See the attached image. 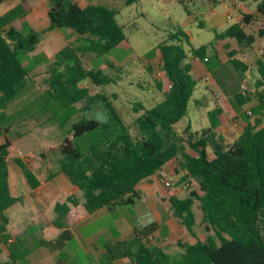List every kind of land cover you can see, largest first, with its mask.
Listing matches in <instances>:
<instances>
[{"label": "trees", "instance_id": "trees-1", "mask_svg": "<svg viewBox=\"0 0 264 264\" xmlns=\"http://www.w3.org/2000/svg\"><path fill=\"white\" fill-rule=\"evenodd\" d=\"M140 1L126 0V6ZM249 2H257L255 12L249 10ZM233 7L237 10L236 22L217 34L212 45L191 47L188 51L189 35L179 28L157 46L170 88L165 99L151 108L141 100L134 102L138 137L132 135L113 100L103 93H92L83 84L117 85L122 79L119 72L108 74L82 60L86 54L102 57L127 40L117 21V8L95 4L82 8L75 0H50V8H54L49 11L50 25L40 31L29 25L22 2L0 16V122L31 80L37 64L26 62L29 54L47 32L55 29H72L77 35L75 41L53 56L48 87L42 96L46 103L58 101L67 110L68 116L59 125L64 128V123L80 110L103 105L108 113L105 120L82 117L73 123L70 137L57 148L60 158L56 173L64 174L82 193V199L67 192L64 202L55 204L52 223L57 238L43 245L63 247L73 237L71 224L75 218L93 215L103 208L133 204L130 196L135 194L136 186L159 172L167 162L176 160L179 170L185 172L179 183L193 179L199 188L190 190L184 199L170 197L171 215L195 237L193 208L199 202L205 240L194 244L179 240L176 246L181 252L170 253L167 246L145 242L154 226L142 232L134 228L133 238L110 242L104 247V264L122 259L133 264H264V59L256 60L257 78L253 89L246 90L243 86L250 66L239 58L256 42L255 36L246 30L258 19L264 20V0H237ZM259 36L264 37L263 30ZM226 40L229 42L223 47L227 60H223L215 44ZM230 43L239 45L240 50L231 49ZM189 53L206 66L244 122L241 134L232 143L217 133L224 120L220 106L208 111L207 127L195 132L186 129L187 138L175 129L187 115L197 86L192 65L187 62ZM155 86L163 89L161 82ZM138 87L148 89L140 83ZM80 102L85 105L75 109ZM253 102L256 105L248 114L244 107ZM200 104L196 100V105ZM9 132L10 128L0 127L5 138L0 144V246L9 223L5 212L20 202L10 190L9 163L21 169L32 190L41 184L37 177L41 171L30 170L23 159L12 153ZM41 157L45 158V154Z\"/></svg>", "mask_w": 264, "mask_h": 264}, {"label": "rangeland", "instance_id": "rangeland-1", "mask_svg": "<svg viewBox=\"0 0 264 264\" xmlns=\"http://www.w3.org/2000/svg\"><path fill=\"white\" fill-rule=\"evenodd\" d=\"M216 1L217 3L212 0H141L132 6L118 3L116 5L119 10L117 21L123 27L127 40L102 57H94L91 54L82 57L84 63H88L93 67H100L105 73H120L122 79L117 85L95 87L89 82L83 84H87L92 93H103L113 100L114 105L130 126L133 136H139L134 123L137 114L132 110L134 102L141 100L148 108H151L156 103L163 101L169 91V82L157 46L167 40L168 36L175 33L179 28L189 35L190 45H186L188 51L191 50V47L198 48L202 45H212L215 43L217 34L224 33L228 27L236 22L237 10L233 7V4L237 0ZM256 7L257 2L248 3L251 12H255ZM260 30L264 31V20L262 19H258L246 30L247 33L256 37L253 49L248 51L249 54L253 52V66L257 59H264V37L259 36ZM227 42L229 41H218L215 44L223 60H227L226 51L223 47ZM230 45L231 48H239V45L235 43H230ZM152 50H155L153 55L148 57L147 54ZM260 51H263V55L259 54ZM53 61L52 58L48 64L38 70L35 73L36 76H34V73L32 74V79L29 81L27 88L9 105V109L6 111L7 117L0 122V127L10 128L8 135L14 140L12 153L17 152L26 159L29 158L30 153L36 152V156H40V158H42L41 154L44 153L45 158L48 160L45 166L55 172L59 167L58 158H60L57 148L65 138L70 137L71 125L82 117L89 119L95 117L105 120L108 113L103 105L93 110H80L73 114L62 128L59 124L63 123L65 117L68 116L67 110L58 101L53 100L46 103L42 97L48 87L46 75H48ZM187 62L194 66L193 72H195L197 86L193 98L188 104L187 115L180 121V126L175 128L178 134L184 136V138H187V135H184L186 129L195 132L207 126V113L215 107L214 100L216 97L221 98L220 104L225 106L224 95L213 78H211V81L205 80V76L210 74L207 71L203 74L197 71L196 66H203L202 62L197 60L191 53H189ZM248 75L254 76L255 70L250 71ZM254 81L246 80L244 89L252 90ZM157 82L162 83V90L155 86ZM139 83L148 89L142 90L138 87ZM212 88H216L218 91L211 92ZM113 96H115V99H113ZM196 100L201 102L199 106L196 105ZM84 105V102L77 103L75 109H80ZM46 109H49V111ZM250 109L248 107L247 110ZM21 136H24L23 140L17 139ZM26 140H28L27 146L23 144ZM51 147L57 151H53ZM48 176V172L42 173L44 179ZM68 184L71 186L69 190L63 187L61 190L65 192L74 191L82 199V193L73 187L70 182ZM179 185V182L173 185L171 183V188ZM122 210L126 215V210L129 214L133 213L131 206L123 207ZM194 210L198 222L201 224L202 214L199 202L195 204ZM160 211L162 212L161 208ZM116 216L120 215L117 214ZM51 221L52 204L43 211L40 221L16 224L19 228H27L28 230L25 229L26 231L22 233L24 239L12 246V249L41 250L46 255V264H50L51 259L55 258V252L58 259L65 264H99L96 255H90L85 251L84 240L79 235L73 236L59 249L43 245V242H54L57 238V233L51 231V229L55 230ZM107 224L113 230L112 219L108 220ZM100 225H102L100 222H96L92 226L84 228L82 234L86 237L92 233L90 231L100 228ZM200 227L202 228L201 225ZM163 232L165 233V227H163ZM8 238L7 231L3 241L7 242ZM202 238L205 239V233ZM103 242L104 240L101 238L98 243L102 245ZM160 242L161 239L156 241L157 244ZM152 244L155 245V243ZM170 250L174 252L172 249Z\"/></svg>", "mask_w": 264, "mask_h": 264}, {"label": "crops", "instance_id": "crops-1", "mask_svg": "<svg viewBox=\"0 0 264 264\" xmlns=\"http://www.w3.org/2000/svg\"><path fill=\"white\" fill-rule=\"evenodd\" d=\"M75 1L82 8L86 7L88 4L104 5L114 8H116V5L118 3L121 5H126V0ZM20 2L23 3L24 8L27 10L28 23L34 30L40 31L50 25V0H7L3 3H0V16L5 14L7 11H9L11 8H13ZM76 38L77 35L72 29H55L47 32L44 35L43 39L40 41V43L37 45L35 51L33 53H30L27 58V62L30 65L37 64L32 74L34 73V76H36L35 73L41 68H43L46 64H48L49 61L59 50L65 47L69 42L75 41ZM231 49L240 50V47H232ZM252 49L253 47L245 49L243 51V54L239 55V58L250 66L248 73H250V71H252L253 69L255 70V75H246L244 82L248 79L249 81H253L257 78V69L255 63L254 66L252 65L253 52H251L250 54L248 53V51ZM91 55L95 57L94 54ZM45 57L46 59H44ZM220 57L222 58L221 53ZM193 67L194 66H192V72ZM196 69L200 74H203L205 71L208 72L204 64L203 66H196ZM194 73L195 72H193V74ZM48 76L49 74L46 75L47 78ZM35 79L36 77L34 78V80ZM216 91H218L216 90V88H212L211 90V92ZM221 101L222 99L218 97H216V99L214 100V105L220 106L223 109L224 119L220 127L217 129V133L223 136L229 143H232L241 134L244 127V122L233 110L225 95L223 98L225 106L220 104ZM255 105L256 102H253L245 106L244 110L248 113L249 111H251V109L247 110L248 107L252 108ZM179 126L180 122L175 126V128ZM23 137L21 136L17 139L23 140ZM9 138L11 140L12 150L14 140L11 138V136H9ZM4 141V135L0 134V144L4 143ZM23 144L27 146L28 140L24 141ZM16 154L21 159H23L24 162L27 163L30 170H39L42 173L48 172L49 176L44 179L42 177V173L40 172L37 177L41 181V184L35 190H32L21 169L13 162L9 163L10 190L14 197L20 198V202L14 204L5 212L6 217L9 219V223L7 225L9 238L7 239V242L2 241V244L0 246V264H46V255L41 250L35 251L29 248L26 249V251L25 249L20 248L12 249V246L24 239L22 233L26 231L25 229H27H21L16 224L40 221L41 217L43 216V211L46 210L50 204H52L51 222H53V219L55 217L54 206L57 202H64V195L67 193L65 191H62L61 188L63 187L69 190L71 186L70 184H68L69 180L64 174H57V170L55 172H52L51 168L45 166L48 160L46 158L42 159L40 158V156L37 157L36 152L30 153L29 158L27 159L21 156V154H18L17 152ZM177 170H179L177 161L171 160L167 162L159 172L142 180L136 186L135 194L130 196L133 197L134 201V203L131 205L103 208L93 215L85 216L82 218H75L71 226L73 236L79 235V237L83 238V246L85 251L90 255H96L98 257L99 264H104V247L110 242L133 238L134 228H136L138 232H142L144 231V229L150 226H154L150 233H148V236H153L154 243L156 246H167L169 248L170 253H173L170 249H172L174 253L181 252V249L176 246V243L179 240H182L183 242L188 244H194L197 242V240L204 241L205 239H203L202 236H204L205 231L203 232L202 228L200 227V222H198L194 208L193 211L196 215V226L194 227L195 237H193L188 232L184 225H182L177 219H175L171 215L169 201L170 197L176 196L180 199H184L188 196L190 190L197 191L199 188L198 182L193 179H191L189 183L186 184L180 183V185L175 188L165 187L162 182L163 180L170 181L172 185L181 180V177L185 174V172L181 170L177 172ZM68 192H73L77 194L74 191ZM127 206L132 207V214H129L128 210H126L127 215L124 214L122 209L123 207ZM160 208L162 209V212L160 211ZM117 214L120 216H116ZM111 219L113 223V230H111V228L107 224L108 220L110 221ZM96 222H100V224H102L100 225V228L94 231H90L92 233L84 237V235L82 234L83 229L92 226ZM67 226H69V221L67 223ZM163 227H165V233L163 232ZM51 231H54L58 234L56 229H51ZM101 238H103L104 240L102 245L98 243ZM158 239H161V242L157 244L156 241ZM9 240H11V242H9ZM54 255L55 258L51 259L50 264H65L60 259H58L56 252ZM12 258L16 259V261H14ZM110 264L133 263L128 259H122L116 260Z\"/></svg>", "mask_w": 264, "mask_h": 264}, {"label": "built area", "instance_id": "built-area-1", "mask_svg": "<svg viewBox=\"0 0 264 264\" xmlns=\"http://www.w3.org/2000/svg\"><path fill=\"white\" fill-rule=\"evenodd\" d=\"M231 17V16H230ZM229 17V18H230ZM259 54L260 55H263V51H260L259 52ZM196 59L197 60H200L198 57H196ZM205 60H207V59H205ZM201 61V60H200ZM212 77L210 76V75H206L205 76V80H207V81H211L212 79H211ZM244 87V86H243ZM169 88H170V85H169ZM249 114H251V111H249L248 112ZM163 182V184L165 185V187H167V188H170L171 187V182L170 181H165V180H163L162 181ZM9 242H11V240H9ZM145 242L146 243H154V238H153V236H148L146 239H145Z\"/></svg>", "mask_w": 264, "mask_h": 264}, {"label": "water", "instance_id": "water-1", "mask_svg": "<svg viewBox=\"0 0 264 264\" xmlns=\"http://www.w3.org/2000/svg\"><path fill=\"white\" fill-rule=\"evenodd\" d=\"M51 10H54V8H51Z\"/></svg>", "mask_w": 264, "mask_h": 264}]
</instances>
